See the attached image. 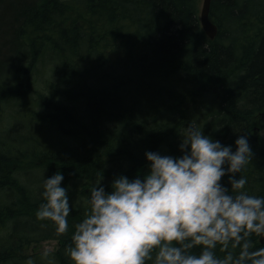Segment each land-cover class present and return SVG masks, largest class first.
<instances>
[{
    "label": "trees",
    "instance_id": "1",
    "mask_svg": "<svg viewBox=\"0 0 264 264\" xmlns=\"http://www.w3.org/2000/svg\"><path fill=\"white\" fill-rule=\"evenodd\" d=\"M200 6V0H0V106L16 102L13 120L30 116L71 141L61 149L42 146L40 137L20 134L21 120L0 138V233L8 231L0 264H48L49 257L15 254L43 240L60 242L62 259L54 264H71L65 249L92 186L102 178L107 192L118 176L143 175L147 152L179 158L189 124L225 146L248 135L254 156L238 176L246 177L249 194L264 197V140L256 132L264 114V0H211L212 40L201 28ZM48 62L55 79L48 95H38L45 112L37 116L25 108L26 98L37 66ZM19 135L22 147L7 143ZM57 172L72 205L63 236L35 215L43 180ZM18 174H35L39 188L21 184ZM227 180L221 183L230 187Z\"/></svg>",
    "mask_w": 264,
    "mask_h": 264
},
{
    "label": "clouds",
    "instance_id": "2",
    "mask_svg": "<svg viewBox=\"0 0 264 264\" xmlns=\"http://www.w3.org/2000/svg\"><path fill=\"white\" fill-rule=\"evenodd\" d=\"M179 151V158L145 153L146 173L118 176L107 192L102 178L92 186L65 249L71 264H264V247L253 239H264V197L249 194L238 176L254 156L248 135L225 146L189 124ZM63 180L60 172L43 180L35 214L61 236L72 211Z\"/></svg>",
    "mask_w": 264,
    "mask_h": 264
},
{
    "label": "rangeland",
    "instance_id": "3",
    "mask_svg": "<svg viewBox=\"0 0 264 264\" xmlns=\"http://www.w3.org/2000/svg\"><path fill=\"white\" fill-rule=\"evenodd\" d=\"M48 60L49 59H47V61ZM54 68L55 65L50 62H48L46 66H40L39 64L32 75V87L34 93H31L28 98H26L28 103L25 108H29V110L35 113L37 116L45 112V110L36 103L39 101V94L48 95L49 83L55 79L54 71H56V69ZM58 77L59 75L56 78ZM15 103L16 102H9L0 106V138L3 137L5 132H7V129L11 124L21 120L20 123L17 124V129L20 130V134L33 139V141L40 137V143L42 146H50L61 149V147L66 146V142L71 143L69 138L62 136L55 127H50L48 125L42 126L32 122L30 120V116H24V114H22L24 112V108L19 107V102L16 105L21 109V111H17V114H22L24 117L13 120L11 118L13 113L12 110H18V108H15ZM256 132L259 133V135L264 140V114L261 117L260 129L256 128ZM9 137L10 136H8V138ZM12 137H14V139L8 140L7 143L16 147L23 146L20 135ZM17 177L21 184L28 186L32 190L36 191L39 188V180L35 174L24 177L18 174ZM7 233L8 231H3L0 233V243L2 242V238ZM59 247V240H43L37 243H31L28 246H24L23 248L17 250L15 254L17 256H23L26 258H36V256L39 258V256H42L45 251H48L50 253L49 259L58 263L62 259V254L57 253L59 251ZM54 254H56V260L54 259Z\"/></svg>",
    "mask_w": 264,
    "mask_h": 264
},
{
    "label": "water",
    "instance_id": "4",
    "mask_svg": "<svg viewBox=\"0 0 264 264\" xmlns=\"http://www.w3.org/2000/svg\"><path fill=\"white\" fill-rule=\"evenodd\" d=\"M211 0H202L199 10V22L204 33L213 39L217 33V27L209 19V9ZM259 244H264V239H258Z\"/></svg>",
    "mask_w": 264,
    "mask_h": 264
},
{
    "label": "bare ground",
    "instance_id": "5",
    "mask_svg": "<svg viewBox=\"0 0 264 264\" xmlns=\"http://www.w3.org/2000/svg\"><path fill=\"white\" fill-rule=\"evenodd\" d=\"M201 3H202V0H201ZM210 10V9H209ZM212 22V21H211ZM213 23V22H212ZM214 24V23H213ZM215 25V24H214ZM216 26V25H215ZM217 27V26H216ZM217 34V33H216ZM207 36V35H206ZM216 36V35H215ZM214 36V37H215ZM208 37V36H207ZM209 38V37H208ZM210 39V38H209ZM214 39V38H213ZM210 40H212V39H210ZM259 241V240H258Z\"/></svg>",
    "mask_w": 264,
    "mask_h": 264
}]
</instances>
